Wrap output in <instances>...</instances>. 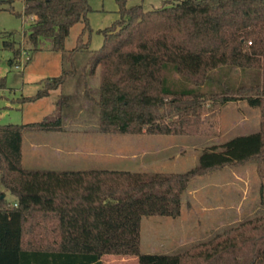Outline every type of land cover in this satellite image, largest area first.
<instances>
[{
  "label": "trees",
  "instance_id": "trees-1",
  "mask_svg": "<svg viewBox=\"0 0 264 264\" xmlns=\"http://www.w3.org/2000/svg\"><path fill=\"white\" fill-rule=\"evenodd\" d=\"M126 1L118 0L119 19L100 31L103 46L86 48L90 57L82 77L86 97L99 108L100 133L191 135L208 106L235 101L260 110L259 130L204 149L198 164L183 173L63 171L24 168L23 136L63 131L71 96H62L41 121L0 125V264H103L107 255L136 257L138 264H264V215L183 253H141L142 219L178 218L198 177L247 163L259 164L264 176V0H179L152 10L127 7ZM91 12L89 0H23L16 14L34 17L27 32L30 51L64 53L74 25L91 29ZM15 45L4 43L16 63L22 49ZM80 51L81 37L70 52V67L22 100L35 102L63 86L78 72L74 55ZM226 66L248 73L251 82L220 93L180 91L167 82L171 73L202 87L211 72ZM96 68L97 98L87 87ZM5 86L0 79V88Z\"/></svg>",
  "mask_w": 264,
  "mask_h": 264
},
{
  "label": "rangeland",
  "instance_id": "rangeland-1",
  "mask_svg": "<svg viewBox=\"0 0 264 264\" xmlns=\"http://www.w3.org/2000/svg\"><path fill=\"white\" fill-rule=\"evenodd\" d=\"M4 1L0 10V79H5L6 86L0 88V125L41 121L55 109L62 96L72 97L71 104L63 110L62 132H26L24 168L63 171L104 168L183 173L198 164L204 149L259 130L260 110L246 101H235L222 106H208L199 130L191 135L100 133L99 108L85 95L82 71L90 57L86 48L99 50L104 42L100 31L119 19L118 0H89L91 29L84 32V23L74 25L66 39L64 53L50 48L30 51L31 46L27 43L29 20L16 14L22 12L23 0ZM177 1L127 0L126 5L139 4L145 10H152L161 8L166 2ZM80 37L83 51L74 55L77 74L48 96L35 102H24L23 98L37 95L46 79L58 77L70 67L69 55L78 46ZM13 41L16 42L15 47L22 49L21 58L26 53L30 58L22 61L19 68L15 65L19 62L13 60L14 52L4 48L5 42ZM173 75L168 74L167 82L180 91L220 93L226 88H237L251 82L248 73L228 66L211 72L202 87L192 86ZM87 87L97 98L99 68L88 75ZM0 190H5L1 184ZM11 197L8 193V198ZM260 215H264V176L260 175V165L247 163L227 167L198 177L190 184L182 199V213L178 218L144 217L141 253H183ZM103 264H138V259L107 255Z\"/></svg>",
  "mask_w": 264,
  "mask_h": 264
},
{
  "label": "built area",
  "instance_id": "built-area-1",
  "mask_svg": "<svg viewBox=\"0 0 264 264\" xmlns=\"http://www.w3.org/2000/svg\"><path fill=\"white\" fill-rule=\"evenodd\" d=\"M33 19H34L33 16L29 17L30 21H32ZM23 57H24V59H23ZM23 57L21 59H19V63L15 64L17 68L20 67V64H21L22 61H29L30 60L28 53H26V56L24 54Z\"/></svg>",
  "mask_w": 264,
  "mask_h": 264
},
{
  "label": "crops",
  "instance_id": "crops-1",
  "mask_svg": "<svg viewBox=\"0 0 264 264\" xmlns=\"http://www.w3.org/2000/svg\"><path fill=\"white\" fill-rule=\"evenodd\" d=\"M42 132H45V131H42ZM62 132V131H61ZM26 134V133H25ZM25 134H24V136H25ZM24 136H23V143H24ZM23 158H24V156H23ZM7 195V199L10 201V202H15V197H11V198H8V193H6Z\"/></svg>",
  "mask_w": 264,
  "mask_h": 264
}]
</instances>
